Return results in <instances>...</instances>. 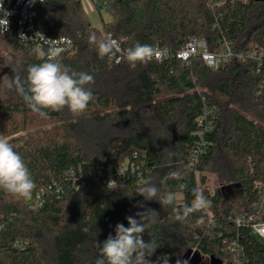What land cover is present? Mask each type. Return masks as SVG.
<instances>
[{
	"label": "trees",
	"instance_id": "16d2710c",
	"mask_svg": "<svg viewBox=\"0 0 264 264\" xmlns=\"http://www.w3.org/2000/svg\"><path fill=\"white\" fill-rule=\"evenodd\" d=\"M107 1L111 18L102 26L90 22L82 0L36 7L39 30L72 40L59 60L94 76L93 100L80 116L65 108L47 118L34 114L15 88L0 100V136L36 183L30 200L0 190V264H96L97 242L102 246L118 223L127 227L126 218L144 208L154 212L143 239L160 245L153 261L168 255L176 264L180 254L188 264H210L211 255L225 264H264V239L252 232V223L264 222V0ZM190 36L211 51L228 44L245 57L218 67L198 53L186 61L176 52ZM2 37L31 64L42 62L38 51L47 53L21 40L15 25ZM110 38L122 51L101 59L98 44ZM137 43L174 53L131 66L123 50ZM146 182L159 196L174 192L175 204L137 195ZM197 186L209 207L176 221L172 208L191 206ZM232 187L242 204L232 201ZM242 214L251 220L237 223Z\"/></svg>",
	"mask_w": 264,
	"mask_h": 264
},
{
	"label": "clouds",
	"instance_id": "9594fccd",
	"mask_svg": "<svg viewBox=\"0 0 264 264\" xmlns=\"http://www.w3.org/2000/svg\"><path fill=\"white\" fill-rule=\"evenodd\" d=\"M35 3V0H30ZM12 13L0 4V31L9 29L8 19ZM97 37L93 33L89 36V44H96ZM63 49L50 46L47 53L38 51L37 59L42 61L27 67L26 79L15 76L13 84L16 92L23 98L25 104L41 118H47L49 112H61L67 108L74 116L84 114L93 100V92L88 85L95 82L94 76L86 72H76L64 65L59 57ZM115 40H102L97 47L98 56L103 59L110 58L121 52ZM124 51V56L131 66L146 64L155 57L152 45L137 43ZM12 85H10L11 87ZM176 175L175 173L173 174ZM108 185L112 189L118 188L115 180H110ZM36 189V183L21 154L16 151L7 137L0 136V190L9 194L16 200H30ZM194 200L191 206L185 205L182 211L175 207V220L183 223L188 217L198 211L209 207L210 201L206 200L202 190L197 186L193 190ZM139 196L145 201L157 200L162 206H173L177 200L174 192H167L159 196V189L151 182H146L138 188ZM136 207L144 208L143 202ZM152 209L144 208L133 216H128V226L118 223L115 226V235L111 233L102 246L97 242L99 255L96 264H169L170 257L162 255L155 261L151 259L156 254L159 243L151 236L149 241L143 239L148 225L152 222ZM88 228L83 231L88 232ZM176 264H188L177 256Z\"/></svg>",
	"mask_w": 264,
	"mask_h": 264
},
{
	"label": "built area",
	"instance_id": "2783aa9c",
	"mask_svg": "<svg viewBox=\"0 0 264 264\" xmlns=\"http://www.w3.org/2000/svg\"><path fill=\"white\" fill-rule=\"evenodd\" d=\"M47 0H35V3H30V0H0V4H4V8L12 13L8 17L10 21L9 29L6 32L0 31V38L3 35H6L12 30L13 25L16 26V31L18 36L23 41H34L39 45H44L47 48V51L50 46H55L66 51L72 46V40L67 36H49L43 33L36 26V16H37V5L39 3L45 2ZM115 40L121 48V43L116 38H110ZM155 57L154 59L161 60L169 54L174 53L168 48L163 46H154ZM62 51V52H63ZM177 55L182 59L188 61L194 55L201 54L205 63L211 67H218L222 60L228 59L231 56H238L239 58H244L243 53H235L230 45H226L225 51H211L208 49L206 42L203 39H199L195 36H190L184 46L178 50ZM120 56L117 58V61L120 60ZM251 216L242 214L236 218L237 223L242 221H250ZM252 232L264 239V222H254L252 223ZM233 243L231 246H234Z\"/></svg>",
	"mask_w": 264,
	"mask_h": 264
},
{
	"label": "rangeland",
	"instance_id": "374dc122",
	"mask_svg": "<svg viewBox=\"0 0 264 264\" xmlns=\"http://www.w3.org/2000/svg\"><path fill=\"white\" fill-rule=\"evenodd\" d=\"M82 3L92 24L102 26V21L111 18L108 12L107 0H82ZM29 65L31 63L24 50L15 48L7 38H0V100L11 96L15 88L13 84L14 77L18 75L23 79L27 76ZM10 85L12 86L10 87ZM93 120L96 123V120ZM208 185L212 188L217 185L216 178L213 175L209 176ZM229 191L232 201L236 204L243 203L241 191L237 187H232ZM222 261L223 264L227 262L226 260Z\"/></svg>",
	"mask_w": 264,
	"mask_h": 264
},
{
	"label": "water",
	"instance_id": "95a60500",
	"mask_svg": "<svg viewBox=\"0 0 264 264\" xmlns=\"http://www.w3.org/2000/svg\"><path fill=\"white\" fill-rule=\"evenodd\" d=\"M210 264H223V261L221 258L216 257L215 255L210 256Z\"/></svg>",
	"mask_w": 264,
	"mask_h": 264
}]
</instances>
